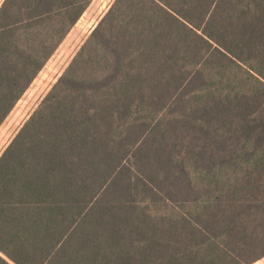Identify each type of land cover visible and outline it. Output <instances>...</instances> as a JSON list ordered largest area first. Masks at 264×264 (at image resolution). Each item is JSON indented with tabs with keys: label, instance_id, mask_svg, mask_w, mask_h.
Segmentation results:
<instances>
[{
	"label": "trees",
	"instance_id": "16d2710c",
	"mask_svg": "<svg viewBox=\"0 0 264 264\" xmlns=\"http://www.w3.org/2000/svg\"><path fill=\"white\" fill-rule=\"evenodd\" d=\"M92 0L0 4V126ZM264 257V0H114L0 155V264Z\"/></svg>",
	"mask_w": 264,
	"mask_h": 264
},
{
	"label": "rangeland",
	"instance_id": "374dc122",
	"mask_svg": "<svg viewBox=\"0 0 264 264\" xmlns=\"http://www.w3.org/2000/svg\"><path fill=\"white\" fill-rule=\"evenodd\" d=\"M3 0H0V3ZM114 0H92L79 21L70 30L55 53L47 61L29 89L16 103L0 126V155L10 144L22 125L38 108L41 101L62 75L74 55L105 15ZM252 264H264V257Z\"/></svg>",
	"mask_w": 264,
	"mask_h": 264
},
{
	"label": "crops",
	"instance_id": "0c3cea01",
	"mask_svg": "<svg viewBox=\"0 0 264 264\" xmlns=\"http://www.w3.org/2000/svg\"><path fill=\"white\" fill-rule=\"evenodd\" d=\"M1 4V3H0Z\"/></svg>",
	"mask_w": 264,
	"mask_h": 264
}]
</instances>
